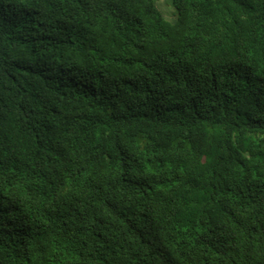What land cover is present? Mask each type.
I'll return each mask as SVG.
<instances>
[{"label": "trees", "instance_id": "16d2710c", "mask_svg": "<svg viewBox=\"0 0 264 264\" xmlns=\"http://www.w3.org/2000/svg\"><path fill=\"white\" fill-rule=\"evenodd\" d=\"M0 0V264H264V0Z\"/></svg>", "mask_w": 264, "mask_h": 264}, {"label": "rangeland", "instance_id": "374dc122", "mask_svg": "<svg viewBox=\"0 0 264 264\" xmlns=\"http://www.w3.org/2000/svg\"><path fill=\"white\" fill-rule=\"evenodd\" d=\"M158 5L168 20H173L178 17V12L174 6V0H158Z\"/></svg>", "mask_w": 264, "mask_h": 264}]
</instances>
